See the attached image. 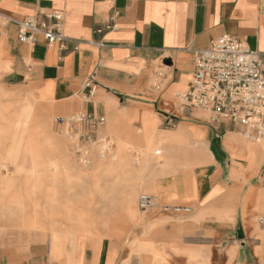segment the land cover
<instances>
[{
    "label": "crops",
    "instance_id": "0c3cea01",
    "mask_svg": "<svg viewBox=\"0 0 264 264\" xmlns=\"http://www.w3.org/2000/svg\"><path fill=\"white\" fill-rule=\"evenodd\" d=\"M52 10L65 14L64 31L70 38L66 48L60 43L48 45L43 37L35 44L19 40L18 21L45 19ZM114 13L115 27L108 29ZM0 19L5 20L0 26V59L11 67L4 77L32 92L28 104L15 106L13 122L17 133L30 132L37 164L48 158L55 167L63 165L68 177L76 172L77 177L90 178L73 166L67 140L53 133L52 104L61 103V109L81 107L98 116L102 122L97 133L103 126L110 128L105 126L107 116L112 125L121 121L125 127L117 130L118 152L132 143L136 129L135 140L143 144L139 149L147 152L146 157L152 154L149 150H156V166L163 160L166 168H191L163 177L154 186L173 202L194 203L196 215L222 214L235 221L241 200L245 206L253 190H264V142L246 140L241 125L213 122L211 116L206 120L197 115L199 111H187V120L179 121L175 129L167 126L168 117L175 115L178 94L190 87L196 53L213 39L230 34L248 48L264 52V0H0ZM35 98L52 104L40 109ZM3 106L10 110L0 103V118ZM47 142L52 144L51 153L45 151ZM8 152L0 158L2 168L17 160ZM55 154L62 157L58 160ZM94 160L93 177L115 172L113 160L99 155ZM13 188L7 185L4 191ZM134 191V186L123 190L128 219L137 214ZM223 199L228 205H220ZM218 227L215 233L244 230L235 222ZM74 247L71 259L55 263L45 244L7 246L0 249V264H120L125 258L123 246L106 238H79ZM231 247L233 264H254L246 243Z\"/></svg>",
    "mask_w": 264,
    "mask_h": 264
},
{
    "label": "rangeland",
    "instance_id": "374dc122",
    "mask_svg": "<svg viewBox=\"0 0 264 264\" xmlns=\"http://www.w3.org/2000/svg\"><path fill=\"white\" fill-rule=\"evenodd\" d=\"M4 23L5 20L0 19V26ZM8 72H11L10 62L0 59V103L10 107L9 113L3 109L4 106L1 108L4 114L0 118V158L12 148L16 140L19 142L14 151L16 162L7 163L6 168L0 166V249L7 246L24 248L41 243L47 246L51 262L58 263L71 259L79 238L94 236L123 246V263L127 264H233L235 252L231 244L246 243V252L251 253L254 264H264L263 189L253 190V196L245 206L241 200L240 209L234 215L235 221L222 214L196 215L194 203L173 202L161 195L154 186L155 181L163 177L191 168L186 165L166 168L162 165L163 160L156 166V150H149L148 153L152 154L147 158V152L139 149L143 144L135 140L137 130L130 127L133 132L132 143L118 152L121 136L117 130H122L125 125L119 120L112 125L108 116L105 126L110 128L105 130L103 126L98 135L113 139V151L103 159L115 158L116 170L108 175L93 177L96 147H92L89 167L83 168L74 154L68 133L73 131L72 124L59 123L60 117L68 121L85 111L81 107L64 110L61 109V103H42L35 98L40 109L49 104L54 106L51 110L54 135L67 140L73 166L77 172H87L90 178L77 177L76 172L68 177L62 170L63 165L55 167L49 164L48 158L37 164L32 155L35 150L29 143L30 132L17 133L14 124L18 112L15 106L28 104L32 92L22 85L10 84L4 77ZM157 82L155 77L158 87ZM79 103L82 101L79 100ZM197 115L204 116L206 120L210 116L202 111L197 112ZM185 120L184 117L179 119L182 122ZM179 121L176 126H167L175 129ZM51 148L52 144L47 142L45 151L51 153ZM55 157L59 160L62 156L55 154ZM7 185L15 188L4 191ZM126 186L135 187L131 196H135L137 214L131 219L126 218L122 207L126 199L123 196ZM143 192L158 196L161 203L192 206L193 211L183 217L165 214L158 209L143 213L138 206L139 195ZM225 203L228 205L227 199H223L220 205ZM233 222L236 228L242 226L244 230L221 229L215 233L218 226Z\"/></svg>",
    "mask_w": 264,
    "mask_h": 264
},
{
    "label": "built area",
    "instance_id": "2783aa9c",
    "mask_svg": "<svg viewBox=\"0 0 264 264\" xmlns=\"http://www.w3.org/2000/svg\"><path fill=\"white\" fill-rule=\"evenodd\" d=\"M116 16L114 13L109 17L108 29L115 27ZM64 20L63 10L49 11L45 13V19L25 18L17 22L18 38L21 42L35 44L43 37L48 45L60 43L66 48L70 38L64 31ZM90 87L93 94L96 87ZM173 111L175 115L167 119L173 126L187 111H202L209 113L213 122L228 120L241 125L249 140H264V52L248 48L230 34L213 39L206 49L196 53L190 87L178 94ZM101 122L98 116L86 112L68 121L59 118L61 124H72L73 131L68 133L74 154L83 165L91 163L93 146L102 158L113 151V139L97 133ZM138 206L143 213L158 209L179 217L193 211V207L186 204L161 203L158 196L148 192L139 195Z\"/></svg>",
    "mask_w": 264,
    "mask_h": 264
},
{
    "label": "bare ground",
    "instance_id": "6f19581e",
    "mask_svg": "<svg viewBox=\"0 0 264 264\" xmlns=\"http://www.w3.org/2000/svg\"><path fill=\"white\" fill-rule=\"evenodd\" d=\"M3 109H4L5 111H9V108H8L7 106H4ZM18 143H19V142L16 140L15 145L11 148V150H9V152H8V156H10V155H14V154H15L14 151H15L16 148L18 147V146H17ZM32 155H33V157H35V152H33ZM14 156H16V155H14ZM89 165H90V164H88V165H83V166H89ZM135 207H136V205H135ZM260 220H262V219H260Z\"/></svg>",
    "mask_w": 264,
    "mask_h": 264
},
{
    "label": "trees",
    "instance_id": "16d2710c",
    "mask_svg": "<svg viewBox=\"0 0 264 264\" xmlns=\"http://www.w3.org/2000/svg\"><path fill=\"white\" fill-rule=\"evenodd\" d=\"M239 229H241V228H239Z\"/></svg>",
    "mask_w": 264,
    "mask_h": 264
}]
</instances>
